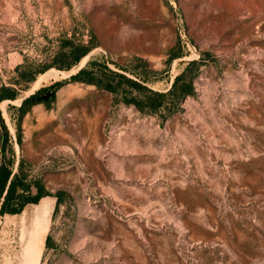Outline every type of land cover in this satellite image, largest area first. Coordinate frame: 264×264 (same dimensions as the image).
<instances>
[{"label": "rangeland", "instance_id": "374dc122", "mask_svg": "<svg viewBox=\"0 0 264 264\" xmlns=\"http://www.w3.org/2000/svg\"><path fill=\"white\" fill-rule=\"evenodd\" d=\"M2 87L0 264H264V0H0Z\"/></svg>", "mask_w": 264, "mask_h": 264}, {"label": "trees", "instance_id": "16d2710c", "mask_svg": "<svg viewBox=\"0 0 264 264\" xmlns=\"http://www.w3.org/2000/svg\"><path fill=\"white\" fill-rule=\"evenodd\" d=\"M74 51L75 53L72 56L71 62L78 60L79 57L84 53L85 49L81 50L76 47ZM83 71L84 68L79 69L77 73L70 75L69 79L79 78V74ZM118 75L123 76L122 74ZM182 76V73L175 76L171 87L167 92L153 91V93L150 95L151 97H148V99L153 102L154 107L160 104L161 97L163 98L168 92H173L176 97H182L184 94L191 92V82L189 80H183L184 78ZM86 81L92 82L93 78H87ZM60 83L61 81H55L51 84L37 88L31 94L24 97L18 106H15L17 111L16 119L14 121L16 129L19 127V118L21 117L22 113L27 110V108L32 103L43 102L45 105H48L49 101L53 98L54 90ZM15 94L16 92L12 88H0V99L5 97L13 98ZM124 101H128V99L125 98ZM132 101L137 106L141 107L137 101ZM1 135L2 138H0V150L2 149V140H6L7 138V128L5 127L2 120H0V137ZM16 140L18 141V136ZM11 171L12 170L7 163L0 161V195L4 193L0 200V213L18 212L25 203L35 202L42 194L46 193L38 179L32 178L26 181L24 179V175L19 174L17 171ZM32 186L35 189L34 192H31ZM47 239L48 235L45 237V242H47Z\"/></svg>", "mask_w": 264, "mask_h": 264}, {"label": "crops", "instance_id": "0c3cea01", "mask_svg": "<svg viewBox=\"0 0 264 264\" xmlns=\"http://www.w3.org/2000/svg\"><path fill=\"white\" fill-rule=\"evenodd\" d=\"M46 209V210H45ZM47 211V207L45 206V207H42L41 208V212L43 213V212H46ZM36 232H39V233H41L42 234V229L41 230H34V232H32V231H30V232H28L27 233V240H29L30 238H32V237H34V234L36 233ZM27 242V241H26ZM40 245V243L37 245V246H39ZM36 246V247H37ZM33 254H34V250L31 252V254H30V256L31 257H33Z\"/></svg>", "mask_w": 264, "mask_h": 264}]
</instances>
